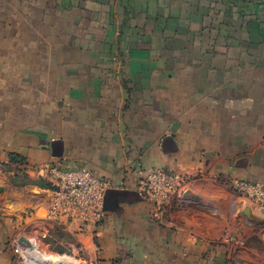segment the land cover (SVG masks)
Masks as SVG:
<instances>
[{
	"label": "crops",
	"instance_id": "0c3cea01",
	"mask_svg": "<svg viewBox=\"0 0 264 264\" xmlns=\"http://www.w3.org/2000/svg\"><path fill=\"white\" fill-rule=\"evenodd\" d=\"M12 154L31 177L83 166L113 187L81 227L0 169V264H24L25 232L83 264H264L260 215L233 191L264 188V0H0ZM158 170L187 178L160 210L140 190Z\"/></svg>",
	"mask_w": 264,
	"mask_h": 264
},
{
	"label": "built area",
	"instance_id": "2783aa9c",
	"mask_svg": "<svg viewBox=\"0 0 264 264\" xmlns=\"http://www.w3.org/2000/svg\"><path fill=\"white\" fill-rule=\"evenodd\" d=\"M50 175L52 201L48 214L51 219L75 222L81 227L96 226L103 221L106 191L113 187V182L97 177L83 166L72 169L53 167ZM186 182V176L158 170L141 182L140 190L160 210L167 200L179 194ZM240 188L264 205V188L261 185L241 183Z\"/></svg>",
	"mask_w": 264,
	"mask_h": 264
},
{
	"label": "rangeland",
	"instance_id": "374dc122",
	"mask_svg": "<svg viewBox=\"0 0 264 264\" xmlns=\"http://www.w3.org/2000/svg\"><path fill=\"white\" fill-rule=\"evenodd\" d=\"M22 169H20V171L17 169V166H0L1 171L7 175L10 179V182L12 183V185L16 188V187H20V189L22 188L24 192H29L30 194H36L33 190H39V189H46L48 186H50L52 183L48 180L45 179L43 177H31L29 170L27 168L21 167ZM22 178V179H21ZM235 196H237L238 198H243V199H239L241 202H244L245 206H250L253 207L255 209H260L262 211H264V205L260 204L258 202H256L253 198L249 197L248 195H246L244 192L240 191L238 192L235 191L233 189ZM3 191L0 190V193H2ZM241 195V196H240ZM239 202L240 205H242V203ZM11 208H15L13 207V205L11 206ZM31 212L29 210H27V212L24 214L25 217L30 216ZM239 214V213H238ZM258 214V213H257ZM260 215V214H258ZM243 217L240 216L239 220H243ZM262 221L260 223H256L254 221L251 222L252 225H250V229L254 230L253 232H255L257 235L253 236V238H251V244L252 246H254L256 249H259L260 252L263 254L264 257V215L261 214L259 217ZM26 220V218L22 219V222H24ZM24 224H22L23 226ZM24 235L25 239H23L22 241V245L24 246L23 251L26 253V256L24 255V259H22V262L24 264H41V262L39 263L38 261L36 262L35 260V255L33 253V251H31L30 246V241L35 242L34 244L36 245V248L42 252L45 253H51L54 254L57 258L58 261L55 262H51L48 264H62V262H59V260H63V258L65 257H71L74 261L75 264H83L81 262V252L79 250L75 251V254H73L72 250L70 249V247H66L65 245H62L60 243H58V246L56 247L55 245L52 244H47L46 240H43L44 242H42L41 240H38L36 236H34L33 234L27 233ZM62 234V235H61ZM61 235V236H60ZM59 237H57L58 241L62 240V241H66V237L63 235V233H60ZM61 241V242H62ZM58 249L59 252H56L55 249ZM33 256V257H32ZM264 260V259H263ZM47 264V263H46Z\"/></svg>",
	"mask_w": 264,
	"mask_h": 264
},
{
	"label": "bare ground",
	"instance_id": "6f19581e",
	"mask_svg": "<svg viewBox=\"0 0 264 264\" xmlns=\"http://www.w3.org/2000/svg\"><path fill=\"white\" fill-rule=\"evenodd\" d=\"M234 200V199H233ZM237 201V200H236ZM238 205V204H237ZM253 208V207H252ZM254 212L257 214H263L264 215V211L260 210V209H255L253 208ZM35 242L31 241L30 243V248H31V251H33L34 255H35V261L37 262H41V264H48V263H51V262H57L58 261V258L54 255V254H51V253H45V252H42L40 250H38L36 248V245L34 244ZM33 257V256H32ZM59 262H62V264H75V261L71 258V257H65L63 258V260H59Z\"/></svg>",
	"mask_w": 264,
	"mask_h": 264
},
{
	"label": "trees",
	"instance_id": "16d2710c",
	"mask_svg": "<svg viewBox=\"0 0 264 264\" xmlns=\"http://www.w3.org/2000/svg\"><path fill=\"white\" fill-rule=\"evenodd\" d=\"M14 165H16L17 169L20 171V169H22L21 167L25 166V159H23L22 157L18 155L12 154L10 156V163H0V166H14ZM47 188H52V186L50 185Z\"/></svg>",
	"mask_w": 264,
	"mask_h": 264
},
{
	"label": "water",
	"instance_id": "95a60500",
	"mask_svg": "<svg viewBox=\"0 0 264 264\" xmlns=\"http://www.w3.org/2000/svg\"><path fill=\"white\" fill-rule=\"evenodd\" d=\"M248 213H249V211H248Z\"/></svg>",
	"mask_w": 264,
	"mask_h": 264
}]
</instances>
